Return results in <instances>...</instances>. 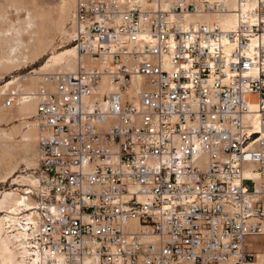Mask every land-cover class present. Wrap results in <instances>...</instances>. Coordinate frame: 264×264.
Wrapping results in <instances>:
<instances>
[{
  "label": "built area",
  "instance_id": "1",
  "mask_svg": "<svg viewBox=\"0 0 264 264\" xmlns=\"http://www.w3.org/2000/svg\"><path fill=\"white\" fill-rule=\"evenodd\" d=\"M73 24L79 68L32 93L27 263L264 264V0H77Z\"/></svg>",
  "mask_w": 264,
  "mask_h": 264
},
{
  "label": "bare ground",
  "instance_id": "2",
  "mask_svg": "<svg viewBox=\"0 0 264 264\" xmlns=\"http://www.w3.org/2000/svg\"><path fill=\"white\" fill-rule=\"evenodd\" d=\"M18 1L20 2L21 0ZM70 1L74 2L75 0ZM15 5L16 20H14L8 12L0 15L5 16L8 20L7 25L4 28L0 29V69L3 70L12 68L16 69L24 62H34L39 58H42L54 43L57 33L59 31H63V28L61 27V20L63 19V17H65V14H67V11H64L57 17L51 16L49 11L41 9L34 0H28V2L25 4L17 3ZM230 21L231 20H229L228 23ZM67 31L69 30H66V32ZM73 36L74 24L72 25V38ZM252 43H257V45H264V35L254 38ZM48 61H52L57 64V69L59 70L45 72L74 71L79 68L78 50L75 45L67 47L65 50L52 55ZM85 62L88 63L87 61ZM49 65L50 64L47 62L44 66L41 67V69H46V67ZM45 72H40L37 76L33 75L30 77H23V80L17 83V86H15L18 90L23 91L21 92L22 94L27 93V97L18 100L19 102H21V104L19 105L18 115L22 116L23 118H31L34 114H36V100L32 93L39 87L41 82V74ZM13 83H15V80L8 82L4 88L10 87L11 85H13ZM11 117L13 116L11 115L10 118ZM26 134L35 135V132L33 129H30ZM6 153L9 154V152L3 151L2 160L5 159ZM247 174L257 178L258 182L261 181V177L258 173H250L249 171H247ZM38 182L39 178L36 185H38ZM22 204L26 205L25 210H29V214L30 211L33 212L36 200L34 202L33 200H30L29 197H25L24 194L5 192L3 197L0 199V212L8 210V212L13 214L12 216L8 215L7 220L12 221V223L14 222L15 224L13 223L8 225H10V228L13 227L12 230H14V233H12L11 235H13L14 241H16L17 243L16 245L20 249L19 252L22 262H24V264H28V250L24 241L25 232H23L20 229L21 227L19 226L21 217L25 215L23 214L21 216H18V214L22 213V211H20V206ZM3 207H5L6 209ZM262 218L261 229L264 232V218ZM3 231L4 222L3 217L0 215V250L3 261L2 263L17 264L16 252L11 246V235L9 236V234H6L5 236H3Z\"/></svg>",
  "mask_w": 264,
  "mask_h": 264
},
{
  "label": "rangeland",
  "instance_id": "3",
  "mask_svg": "<svg viewBox=\"0 0 264 264\" xmlns=\"http://www.w3.org/2000/svg\"><path fill=\"white\" fill-rule=\"evenodd\" d=\"M34 1L41 9L49 11L51 16L57 17L64 11H67V14H65V17L61 20L63 31L61 30L62 32L59 31L57 33L54 43L42 58L34 62H24L16 69H0V199L5 192H13L24 194L25 197L27 196L30 200L35 202L37 199L36 184L38 180V127L36 117L34 114L31 118H23L18 115L21 102L18 101L15 105L6 107L4 106V100L12 91H19V94H22L21 92L23 91L18 90L15 86L23 80V77L37 76L40 72L59 70L57 69V64L48 60L52 55L65 50L67 47L75 45V41L72 38V25L76 0L74 2L70 0ZM27 2L28 0H21L20 2L18 0H0V15L8 12L10 16L16 20L15 4H25ZM7 23V18L5 16H0V29L4 28ZM66 30L69 31L66 32ZM47 62L50 65L47 66L46 69H41ZM12 80H15V83L10 87L4 88L5 85ZM11 115L13 117L10 118ZM30 129L34 130L35 135L26 134ZM3 151L9 152V154L6 153L4 160H2ZM20 207L22 213L18 214V216L28 213L29 210H25V204H22ZM0 215L3 217L4 222V231L2 235L5 236L9 234L10 236L14 233V230H12L13 227L10 228L8 224H13L14 222L8 221L7 216H12L13 214L8 212V210H4L0 212ZM10 239L11 246L16 252L17 264H24L21 260L20 249L16 245L17 243L14 241L13 235H11ZM259 243L264 244V235L259 239ZM2 262L0 250V264H3Z\"/></svg>",
  "mask_w": 264,
  "mask_h": 264
},
{
  "label": "crops",
  "instance_id": "4",
  "mask_svg": "<svg viewBox=\"0 0 264 264\" xmlns=\"http://www.w3.org/2000/svg\"><path fill=\"white\" fill-rule=\"evenodd\" d=\"M264 235L262 234H254L247 235L245 238V249L247 251L258 254L257 260L259 262L264 263V244L259 243V239Z\"/></svg>",
  "mask_w": 264,
  "mask_h": 264
}]
</instances>
